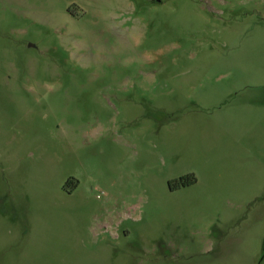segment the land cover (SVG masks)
Listing matches in <instances>:
<instances>
[{
    "label": "rangeland",
    "instance_id": "1",
    "mask_svg": "<svg viewBox=\"0 0 264 264\" xmlns=\"http://www.w3.org/2000/svg\"><path fill=\"white\" fill-rule=\"evenodd\" d=\"M0 264H264V0H0Z\"/></svg>",
    "mask_w": 264,
    "mask_h": 264
},
{
    "label": "trees",
    "instance_id": "2",
    "mask_svg": "<svg viewBox=\"0 0 264 264\" xmlns=\"http://www.w3.org/2000/svg\"><path fill=\"white\" fill-rule=\"evenodd\" d=\"M187 178L189 179V177H186L185 179L187 180ZM184 178H182V179H180L179 181L181 182V183H185V180ZM195 181V180H194ZM188 182V181H187ZM190 184V183H189Z\"/></svg>",
    "mask_w": 264,
    "mask_h": 264
}]
</instances>
